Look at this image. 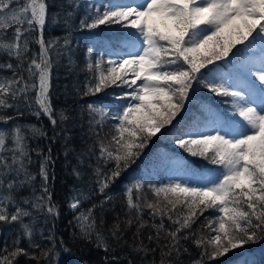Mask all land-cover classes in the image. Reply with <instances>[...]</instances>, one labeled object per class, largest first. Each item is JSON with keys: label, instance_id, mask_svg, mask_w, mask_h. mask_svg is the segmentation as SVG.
I'll return each mask as SVG.
<instances>
[{"label": "snow or ice", "instance_id": "1", "mask_svg": "<svg viewBox=\"0 0 264 264\" xmlns=\"http://www.w3.org/2000/svg\"><path fill=\"white\" fill-rule=\"evenodd\" d=\"M49 7L47 0H0V58L6 57L0 60V72H11L0 75V225H19L11 247L5 242L0 248V264H17L21 256L52 264L58 256L54 235L41 234L51 247L35 238L38 215L59 216L49 188L51 149L45 155L31 147L33 140L50 139L48 131L19 122L26 113L38 121L46 117L55 133L70 119L52 102L53 68L71 51L70 40L46 38L45 31L49 22L69 26L73 13L61 17L50 14ZM101 26L126 30L119 38L127 44L101 55L92 46L86 52L89 76L82 96L115 87L124 90L118 98L125 101L114 113L101 104L85 105L89 131L96 138L89 153L96 160L99 207L113 199L106 190L164 129H175L178 148L218 169L210 177L198 176L178 162L180 174L167 182L130 183L124 193L125 219L108 230L111 239L119 242L136 225L133 250L145 255L159 251V261L151 264H183V254L192 256L189 243L198 250L190 264H210L264 241V0H112L80 21L81 29ZM195 85L230 98L221 100L228 107L205 106L203 121L187 130L177 128ZM108 121L114 123L104 132ZM33 153L40 162L36 174L30 171ZM74 172L79 178L80 172ZM25 188L31 194L20 196ZM84 198L82 193L72 197L70 209L79 211ZM96 207L80 211L75 220L82 237L95 236L97 247L108 252L109 237L100 230L103 219L97 222ZM145 228L154 230L147 240L155 247L144 243ZM23 239L27 248L20 246Z\"/></svg>", "mask_w": 264, "mask_h": 264}, {"label": "trees", "instance_id": "2", "mask_svg": "<svg viewBox=\"0 0 264 264\" xmlns=\"http://www.w3.org/2000/svg\"><path fill=\"white\" fill-rule=\"evenodd\" d=\"M47 2L50 6V14L59 13L62 17L69 11L73 13L69 26L66 27L62 22L57 25H52L49 22L45 31L46 38L67 36L70 40L71 51L59 58L52 72L53 105L58 111L64 110L70 119L58 127L54 133L46 117L38 121L35 116L26 113L19 118V122L22 124H37L48 131L50 139L33 140L31 147L38 146L45 155L48 154V149H51L53 160L49 167V188L52 193V200L59 208V216L54 219L45 217L44 214L38 215L35 220V238L42 245L51 247V244L44 240L41 234L54 235L57 241L58 256L52 258V264H151L153 259L159 261V251L155 254L148 253L145 255L133 250L136 225L124 231L119 242L112 240L109 235L108 230L118 220L123 221L125 219L127 213L124 195L126 187L137 179H144L146 185L149 182L153 184L167 182L172 177L171 166L173 164L171 161L173 158L179 159L185 169L204 177L214 174L218 169L215 165H211L201 158L192 157L178 148L174 138L175 129L172 132L164 129L161 134L153 138L140 158L127 171L122 172L121 176L106 190V193L111 195L113 199L101 209L99 204L102 197L98 193V186L95 184L93 175L96 160L95 157L90 158L89 153V147L96 138L89 131L91 117L85 105L87 103L101 104L114 113L125 103L118 98L123 95L124 90L111 87L96 95L82 96L86 78L89 76L85 70V59L89 46L94 48L95 55H101L113 48H124L127 41L119 37L121 31L126 30H121L119 26H112L111 28L101 26L95 30L80 28V21L89 12H94L95 7L107 5L112 0H47ZM8 35L11 36V31ZM32 47L38 50V46L32 45ZM2 59H6V57L0 58V60ZM212 67V65L209 66V68ZM224 70L226 71L227 68L225 67ZM202 71L206 73L208 69ZM0 75L10 76L11 72L3 71L0 72ZM228 99L230 98L216 97L208 93L206 89L195 85L185 110L177 117L180 122L177 128L187 130L194 123L203 121L206 118L205 106L211 107L213 110L217 106L226 109L228 105L221 103V100ZM8 113L13 114V110L9 109ZM113 123L114 121H108L104 132H108ZM104 132H101V135H104ZM66 151L67 155H65ZM39 163L33 153V163L30 165V171L33 174L38 173ZM74 169L80 172L79 178ZM163 169H165V173H163ZM35 183L38 189L40 183L38 175ZM81 193L85 197L82 200V207L79 211L73 212L69 204L72 197ZM30 194L31 190L28 188L22 189L19 193L20 196L25 197ZM144 194L149 200L153 199L152 193L147 190V187ZM93 205L97 206L95 209L97 222L99 223L101 218L103 219L100 230L109 237L108 243L111 247L108 252L97 247L95 236L91 239L82 237L80 229L77 227L75 216ZM205 215L207 216L209 213H205ZM144 219L149 220L147 211H145ZM203 220L204 217H201L200 222ZM25 222H28V218H25ZM121 227H124L123 224ZM18 230L19 225L15 223L0 225V248L4 246L5 242L11 247V242L16 237ZM153 231L151 228L141 230L144 243L149 247H155V242L149 244L147 240L148 234ZM20 246L27 248L28 241L26 239L21 240ZM187 246L191 249L192 256L183 254L180 258L183 264H190V260L195 258L198 252L190 243ZM29 251L32 250L29 249ZM245 259L249 264H264V241L251 244L244 249L235 250L225 257L211 261L210 264H238L239 261ZM17 264H35V261H29L27 257L21 256L17 258ZM41 264H44L43 260Z\"/></svg>", "mask_w": 264, "mask_h": 264}, {"label": "rangeland", "instance_id": "3", "mask_svg": "<svg viewBox=\"0 0 264 264\" xmlns=\"http://www.w3.org/2000/svg\"><path fill=\"white\" fill-rule=\"evenodd\" d=\"M63 27V26H62ZM64 28V27H63ZM173 166H171V175L172 177L179 175L181 170L177 168V163L179 162V159L177 158H173V160L171 161ZM189 172H192L190 170H188ZM163 173H165V169H163ZM194 173V172H193ZM196 173V172H195ZM197 174V173H196ZM198 176H201L200 174H197ZM213 175V174H211ZM211 175H209L208 177H210Z\"/></svg>", "mask_w": 264, "mask_h": 264}]
</instances>
